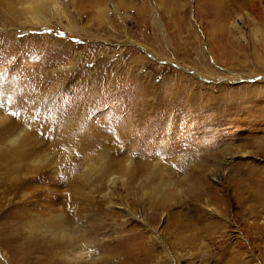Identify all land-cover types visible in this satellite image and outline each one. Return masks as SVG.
Masks as SVG:
<instances>
[{
    "label": "rangeland",
    "instance_id": "obj_1",
    "mask_svg": "<svg viewBox=\"0 0 264 264\" xmlns=\"http://www.w3.org/2000/svg\"><path fill=\"white\" fill-rule=\"evenodd\" d=\"M30 1L0 0V264L64 261L59 219L101 240L84 264L133 235L149 264H264V0Z\"/></svg>",
    "mask_w": 264,
    "mask_h": 264
},
{
    "label": "bare ground",
    "instance_id": "obj_2",
    "mask_svg": "<svg viewBox=\"0 0 264 264\" xmlns=\"http://www.w3.org/2000/svg\"><path fill=\"white\" fill-rule=\"evenodd\" d=\"M35 1H37V0H35ZM38 4H39V1L36 3L35 6H33L32 2L29 0V2H28V10L29 11L28 12H29L30 16H32L33 18H36L38 20H42L41 19V17H42L45 20L44 12H46V11L41 10L38 7L39 6ZM52 4H53L52 6L55 7V3H52ZM45 5H48V4H46L45 1L43 0V6H45ZM5 120H6V116L3 117L0 115V125L1 126L6 123ZM26 130H28V128L23 126V128L17 134L15 133V134L11 135V133H10L11 129L9 128L8 130H6L4 128V132L7 134V137L2 142L1 148L4 150V153H6L8 155V160L19 162L23 158H25V155L27 154L28 147L33 143V140L30 139L29 133H27ZM36 162H37V160H36ZM127 162L128 163L126 165V170L123 172L124 174H128L129 170H130L131 161L129 160ZM97 163H98L97 166L94 167V171L97 174V178L100 180H102V179L104 180V178H105L106 179L105 183L107 184V187L111 188L112 184L117 179V178L112 177L114 172L113 173H110V171L107 172L108 169H107L106 159L102 158ZM167 188H169V186H168V184H165L161 187L157 186V187L153 188V190L154 191H156V190L164 191ZM82 227H83L82 225H79L77 223L74 224V222L67 224V223L63 222L62 219H59L55 223V229L52 232L55 235V239L60 244L59 249H58V253L60 254V256L62 258L65 257L64 261H62L61 263L57 262V264H84L85 260L90 259L92 257L93 258L95 257L94 256L95 252L93 253V251L90 248L95 246V245L96 246L102 245L101 240L99 242V240H98L99 238L96 234H91V233H88L87 231H83L85 229H83ZM133 236H131V238H129V242L125 243L126 246L123 249V252L121 254L122 256L118 253L122 257V262L124 264H149L152 260V255L154 252L151 255L150 249L146 248L145 246L142 247L143 244L139 243V239H138L139 236H137V238H135V239L133 238ZM127 243H128V245H127ZM137 243L140 245L138 246ZM128 247H130V248H128ZM115 258H116V256H115ZM71 261H73V263H71ZM41 264H47V263L41 261ZM50 264H55V263H53V261H52V262H50Z\"/></svg>",
    "mask_w": 264,
    "mask_h": 264
}]
</instances>
